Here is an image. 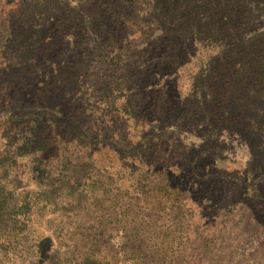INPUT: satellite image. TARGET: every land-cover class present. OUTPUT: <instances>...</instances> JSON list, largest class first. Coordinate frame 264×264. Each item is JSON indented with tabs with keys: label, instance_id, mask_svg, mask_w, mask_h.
Wrapping results in <instances>:
<instances>
[{
	"label": "rangeland",
	"instance_id": "374dc122",
	"mask_svg": "<svg viewBox=\"0 0 264 264\" xmlns=\"http://www.w3.org/2000/svg\"><path fill=\"white\" fill-rule=\"evenodd\" d=\"M195 33L203 45L213 33L229 44L263 41L264 0H0V219L9 227L6 237L15 238L9 247L2 233L0 264H69L87 250L115 256L125 234L123 206L133 202L124 194L135 188L126 179L108 188L105 178L135 171V160L122 154L140 152L145 139L172 128L180 140L174 143L192 159L203 153L204 169L226 184L208 204L212 214L198 216L192 256L175 253L171 264H264V204L260 212L255 205L264 203V194L256 197L264 178V111L246 121L253 135L240 142L211 130L207 92L192 90L190 111L177 125L158 119L160 79L143 62L186 52L194 57ZM174 43L180 48H171ZM196 62L181 65L180 83L167 76L170 96L188 92ZM54 128L61 145L51 140ZM65 148L73 159L91 156L106 167L78 169L66 162ZM85 173L101 181L99 199L105 188L110 192V204L103 201L97 213L86 207L94 199L89 181L81 179ZM63 176L68 185H61ZM22 197L33 202L26 218L15 216ZM230 200L235 214L224 210ZM152 251L145 264H158ZM17 252L22 260L15 263Z\"/></svg>",
	"mask_w": 264,
	"mask_h": 264
},
{
	"label": "trees",
	"instance_id": "16d2710c",
	"mask_svg": "<svg viewBox=\"0 0 264 264\" xmlns=\"http://www.w3.org/2000/svg\"><path fill=\"white\" fill-rule=\"evenodd\" d=\"M216 36L217 34L213 33L212 37L208 38L210 40L207 44L203 45L202 36L195 33L193 39L195 56L187 57L188 52H186L185 58L163 55L162 61L159 63L167 64L166 68H162L158 62L153 64L148 60L143 64H148L154 74L159 76L161 87L156 88L157 92H160V98H157L160 102L158 119L164 125H177L176 119L183 117L185 113L188 114L190 111L188 103L192 102L190 95L192 96L194 92L201 93L202 91L205 94L207 92V98H209L207 108L209 115H213L211 130L218 138L226 133L229 139L240 142L242 140L240 137L253 135L251 124L246 121L252 120L259 111H264V40L260 42H256L254 39L244 42L238 40L229 44L225 39H223L225 42L215 40ZM170 47L175 50L180 48L177 43ZM158 52H161V47L158 48ZM194 58L197 61L195 64L197 72L195 75L188 74L193 81L187 84L191 85V88L185 89L188 92L183 93L180 90L170 96L172 92L168 89L171 84L170 82L166 83L168 82L166 79L170 80L167 76L176 78V82L180 83L177 76L178 70L182 72L181 65L190 64ZM244 58L246 63L242 67L241 59ZM17 117L19 118V116ZM30 118L37 121L34 117ZM14 119L15 117L10 114V121L14 123ZM174 133L173 128L167 129L161 135H153L145 139L140 146V152H132L129 154L131 156L126 153L122 154L124 158H128V161L135 160L133 163L137 164V167L132 166L135 171H132L128 176L123 175L122 178L116 179L105 178V186L108 188L115 183L118 186L123 179L128 180L132 188H135V194L131 195L130 191L124 194L127 200L131 199L133 202L123 206L125 211L122 217L124 218L121 219L120 224L125 223L123 227L125 234L115 256H109L107 253L105 257H99L91 250H87L84 254L78 252L72 257L69 264H145L150 250H153L152 252L157 255L153 256L157 258H153L151 262L158 264L173 263L170 255L175 253L183 255L185 258L192 256V252L189 251L195 244L192 241L193 233L196 232L197 225H200L201 217L198 216L207 212L212 214L213 206L208 204L220 199L219 194L222 192L218 186L224 187L226 181L212 179L213 173L207 172L204 169V164L200 161L203 153H198L200 157L192 159L191 155L183 149L182 143H174L180 141L175 138ZM50 136L52 141L60 145L63 143L59 139L56 128L52 130ZM243 140L248 141L247 139ZM122 149L126 151L131 148L123 146ZM64 151L63 156L66 155V162L83 171L90 169L100 171L101 168L106 167L91 156L77 160L73 159L71 154H66V148ZM7 155H4L6 160L10 159ZM111 163L113 162L105 161L107 165H111ZM64 171L65 168L61 173ZM65 177L69 178V176H63L62 180L60 179L62 186L68 185V182L64 180ZM81 179L89 181L88 189L94 199L92 203L87 204V209L97 213L101 211L103 201L107 205L110 204V192L106 188L105 193L104 191L101 193L105 195V198L99 199L98 183L101 181L98 178L94 180L93 177L86 176L85 173ZM198 181L201 184L200 191L194 189V185ZM257 187L256 197L260 198L264 194V178L260 179ZM80 192L82 193V190ZM27 197L33 198L35 195L27 194ZM261 202L255 201V205L259 209L258 212L262 211L260 206L264 203ZM31 203L33 202L26 201L22 197L15 216L25 215L23 217H28L33 209ZM133 204L136 207L131 206ZM236 206L237 203L230 200L224 206V210L228 214H235ZM227 213L225 216L229 218ZM207 219L209 221V218ZM2 233L7 246L9 244L10 247L12 243H15V238L6 237L5 234L10 233L9 227L0 219V240ZM147 243H151L153 246L149 248ZM4 245L0 243L1 256H3ZM5 255H10V252L7 250ZM17 255L18 252L14 254L15 263L22 260V257ZM18 264L20 263L18 262Z\"/></svg>",
	"mask_w": 264,
	"mask_h": 264
}]
</instances>
